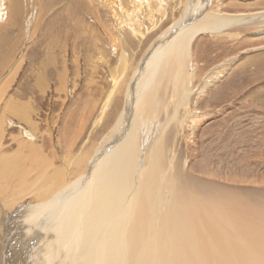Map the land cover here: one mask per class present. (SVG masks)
Instances as JSON below:
<instances>
[{
    "label": "rangeland",
    "instance_id": "1",
    "mask_svg": "<svg viewBox=\"0 0 264 264\" xmlns=\"http://www.w3.org/2000/svg\"><path fill=\"white\" fill-rule=\"evenodd\" d=\"M10 1L14 0L0 3L10 5ZM188 1L164 0L163 11H158L155 1L150 17L145 8L139 15H129L137 7L133 6V0H15L17 13L10 11L12 17L4 21L0 30V43L4 45L1 50L7 52L11 48L9 56L4 54V59H0V86L10 72L13 74L16 67L18 70L0 102V119L7 97L14 95L27 101L30 119L38 126L35 134L38 146L29 155L32 160L27 156L22 163L17 138L11 139L12 134L24 136L23 129L30 128L23 120L25 109L21 106L11 114L13 118L7 121L9 126L0 140V215L4 218L0 226L3 233L0 264H60L63 256L56 252L60 250L59 244L53 251L42 247L46 243L42 236H46L51 216L40 208L43 199H33L29 194L40 187L42 181L36 178L45 170L34 158L35 149L42 154V148L43 155L47 154L55 166L61 167L71 144L68 135L77 136L83 128L72 153L93 152L125 104L127 82L162 32L182 17ZM209 1L219 13L264 10L259 5L249 6L250 0ZM257 22L224 29L223 36L209 31L197 34L190 44L192 67L188 72L196 91L187 106L181 105L177 110L171 105L168 112L162 113L161 127L154 133L155 137L160 136L162 127H166L161 158L166 176L159 185L167 199L162 202L166 208H161L162 224L173 232V205L180 201L188 204L191 213L185 215L184 226L190 221V228L197 231L196 241L205 242L210 253L203 249L201 254L191 246L181 248L184 260L190 259L192 264H215L223 255L227 261L233 247L241 244L238 247L241 249L244 246L241 242L247 239L249 246L253 244L260 250L261 263L257 259V264H264V36H250L264 29V23ZM228 34L237 35L228 37ZM61 77L64 88L60 85ZM105 105L106 116L98 121L100 109ZM154 143L157 141L147 143L145 153L148 151L150 155L145 164L151 160ZM8 152H14L15 156L5 165L2 155ZM23 164L24 180L29 185L25 182L27 186L21 191ZM71 169L65 176L67 181ZM169 178L173 179V186L168 183ZM21 208L23 212L19 211L21 214L17 216L15 213ZM8 215L12 217L10 221L6 219ZM236 260L253 264L238 256Z\"/></svg>",
    "mask_w": 264,
    "mask_h": 264
},
{
    "label": "bare ground",
    "instance_id": "2",
    "mask_svg": "<svg viewBox=\"0 0 264 264\" xmlns=\"http://www.w3.org/2000/svg\"><path fill=\"white\" fill-rule=\"evenodd\" d=\"M133 1V6L137 4V7L133 9L132 13H128L129 15L135 16L145 8L147 12L149 10L147 14L153 17L154 7L152 8V6H155L156 3L159 5L158 11H163L165 8L164 0ZM247 4L249 6L259 5V8L264 9V1L262 0H250ZM211 5L209 0H189L184 13L182 12V17L180 16L179 20H176L168 29L162 32L155 45L144 56L136 73L127 82L128 84L125 86V104L110 131L101 143L97 144L98 146L96 145V149L94 147L93 152L88 154L85 151H79L76 155L72 153L83 128L79 130L77 136L68 135L71 144L68 146L67 157L64 158L65 163L61 167L55 166L54 160L46 157L47 154L43 155L45 152L42 148V154L35 149L34 158L37 160L38 165H42L45 170L38 173L36 178L42 181L40 189L37 186L35 187L37 191L31 190L29 194L33 199H43L40 201V208L51 216L52 220L48 223L46 236L40 235L44 237L43 242H46L42 247L44 250L53 251L55 245L59 244L60 250L57 249L56 252L63 256L62 260L59 261L60 264L61 262L62 264H160V262H164V264H192L190 259L188 261L184 260L181 250V248L188 246L199 250V252L204 249L205 252L210 254L205 249V242L199 243L196 241L197 231L190 228V221L187 227L184 226L186 222L185 215L188 216L191 213L188 204L180 201L173 205L172 211H174L175 221L173 232L170 227L162 224L161 208H165L162 207V202L167 199L162 194V185H159L160 182L163 183V178L166 176L161 169V158L166 142L164 131L166 127H162L163 130L160 136H157L156 133L157 137H155L154 133L158 126L161 127L160 116L162 113L168 112L171 105H175L177 110L181 105L187 106L195 90V87L190 84L188 72L190 71L189 67H192L190 44L197 34L209 31L211 34L215 33L223 36L224 29L235 25L256 23L257 21V23H264V10L250 13H219L215 8L212 9ZM17 9L18 6H16L15 0L10 1V5L5 2L0 3V30L3 29L4 21L12 17L10 11L17 13ZM116 12L119 13L120 11L117 10ZM236 35L228 34V37ZM259 35L264 36V29L250 34L251 37ZM2 46H4L3 43H0V59H4V54H6V57L7 54L9 56L11 51L10 47L6 50L7 52L2 51ZM122 64L124 65V63ZM17 70L18 67L13 70V74L10 72L9 76L7 75L3 80L0 86V102L13 83L14 74ZM217 74L214 75L217 76ZM60 80L61 88H64L62 77ZM206 83L208 84V82ZM20 101L21 99H17L14 95L7 97L6 105L4 104L5 112L0 119V140L4 131H6L5 129L9 126L7 121L13 118L11 114L16 113L22 106L25 109L22 116L23 120L28 122L30 128L29 130L23 129L21 134L24 136L22 137H17L12 133V136H10L11 139L17 138L19 144L17 148L22 154L20 157L23 163L25 158L31 154L33 147L38 146L35 142L38 126L30 119V109L28 110L27 101ZM106 107V105L101 107L97 117L98 121L100 119L102 121L106 116ZM176 114L177 112H174V121H177ZM151 140H156L157 143H154L152 148L151 160L148 164H145L146 157L150 155L148 151L147 154L145 153V148ZM14 156V152L4 153L2 161H5V165H9ZM34 163L36 164V162ZM11 165L17 168L12 162ZM70 168H72L71 177L67 181L68 178L65 176H67V171ZM168 169L170 170L169 166ZM21 170L22 188L20 186L18 189L21 188L22 191V189H25V182H27L24 180L26 175L25 164H23V167L21 166ZM73 175H75V179L72 181ZM36 179L35 181H37ZM168 183L173 186V179H170ZM1 184L3 185V182ZM15 186L17 187V185ZM46 190H49V193ZM32 207L34 208L33 205ZM22 209L24 208H21L15 214L20 216L23 212ZM35 215H38V212ZM178 215L181 216V219ZM11 218L8 215L6 219L10 221ZM3 220L4 218L0 215V226ZM23 223L20 225L23 226ZM29 226L31 228L33 224ZM41 226L43 227V225ZM23 231L25 230L23 229ZM1 235L3 236V233ZM252 240L254 241V238ZM241 243L244 244L241 249L238 248L241 244L235 245L232 252L228 254L230 255L229 260L225 261V255H223L215 261V264H250L249 262L237 261L236 256L249 259L253 264H257V259L261 263L259 259L260 250H257L253 244L249 246L250 241L248 239ZM35 248L39 247L35 246ZM37 253L34 254L39 256ZM44 254L47 258L49 257L47 252ZM32 255L30 258L33 259ZM38 262L40 263V261Z\"/></svg>",
    "mask_w": 264,
    "mask_h": 264
}]
</instances>
